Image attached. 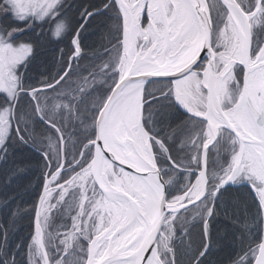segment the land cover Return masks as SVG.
<instances>
[{
    "label": "snow or ice",
    "instance_id": "snow-or-ice-1",
    "mask_svg": "<svg viewBox=\"0 0 264 264\" xmlns=\"http://www.w3.org/2000/svg\"><path fill=\"white\" fill-rule=\"evenodd\" d=\"M0 261L264 264V0H0Z\"/></svg>",
    "mask_w": 264,
    "mask_h": 264
},
{
    "label": "trees",
    "instance_id": "trees-1",
    "mask_svg": "<svg viewBox=\"0 0 264 264\" xmlns=\"http://www.w3.org/2000/svg\"><path fill=\"white\" fill-rule=\"evenodd\" d=\"M230 207H233V206L230 205ZM234 211H239V212H241V214H243L244 208L243 207H240V206H236V207H234ZM248 211H250V212H255L256 211V209L251 205L250 200H249ZM29 227H30V225H29ZM22 253H23V248H21V251L19 253H17V255L18 256L19 255H22ZM0 264H3V262L0 261Z\"/></svg>",
    "mask_w": 264,
    "mask_h": 264
},
{
    "label": "bare ground",
    "instance_id": "bare-ground-1",
    "mask_svg": "<svg viewBox=\"0 0 264 264\" xmlns=\"http://www.w3.org/2000/svg\"><path fill=\"white\" fill-rule=\"evenodd\" d=\"M104 164H105V162L98 161V162L96 163V167H95L94 171L102 172L103 169H104Z\"/></svg>",
    "mask_w": 264,
    "mask_h": 264
},
{
    "label": "water",
    "instance_id": "water-1",
    "mask_svg": "<svg viewBox=\"0 0 264 264\" xmlns=\"http://www.w3.org/2000/svg\"><path fill=\"white\" fill-rule=\"evenodd\" d=\"M102 161V160H101ZM102 162H104V161H102ZM106 163V162H105Z\"/></svg>",
    "mask_w": 264,
    "mask_h": 264
}]
</instances>
